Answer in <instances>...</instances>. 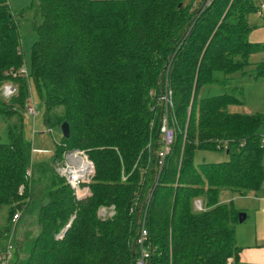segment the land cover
Segmentation results:
<instances>
[{
    "label": "trees",
    "instance_id": "1",
    "mask_svg": "<svg viewBox=\"0 0 264 264\" xmlns=\"http://www.w3.org/2000/svg\"><path fill=\"white\" fill-rule=\"evenodd\" d=\"M37 1L42 21L35 24L31 70L14 77L24 67L20 23L8 0H0V88L16 87L14 95H0V113L16 119L9 140L0 143V207L10 208L1 247L14 215L27 212L43 191L40 233L27 239L22 258L17 244L13 264H135L145 217L147 264H240L239 213L220 193L246 196L263 188L264 113L230 112L229 104L243 102L232 91L204 93L216 82L233 83L232 74L246 73L251 55L264 50L249 39V14L263 3ZM250 76L264 78V60ZM31 85L44 99L47 127L70 125L53 161L35 170L34 148L24 137ZM166 88L173 94L176 141L158 176ZM73 149L96 165L82 199L55 169ZM198 150H223L229 158L196 162ZM112 205L113 216H100Z\"/></svg>",
    "mask_w": 264,
    "mask_h": 264
},
{
    "label": "rangeland",
    "instance_id": "2",
    "mask_svg": "<svg viewBox=\"0 0 264 264\" xmlns=\"http://www.w3.org/2000/svg\"><path fill=\"white\" fill-rule=\"evenodd\" d=\"M8 2L15 18L20 23L19 31L24 67L31 70L33 44L37 39L35 24H39L42 21L39 14L38 1L8 0ZM260 3H264V0H260ZM259 8L261 9V6H259ZM259 10L249 14V23L252 27L249 33V39L250 41L264 44V9H261L263 10V14H260ZM249 60L250 63L245 68V70H247L246 73L242 72V70L233 73L231 77L235 78V80L231 84L216 82L208 86L204 93L205 96L232 91L239 96L243 102L229 104L228 109L230 112L264 113V78L249 77L255 68V64L264 60V50L252 54ZM7 84L13 86V82ZM29 92L30 100L36 108L37 114L33 117L27 113L24 114V137L34 148L32 164L34 169L37 164L52 162L56 155V146L61 147L64 139L61 126L54 125L52 127H47L45 123L46 106L44 104V99L35 85H31ZM25 112L26 110L24 113ZM15 120L16 119L13 117L7 118L0 113V143H5L9 140L8 130L9 127L15 123ZM228 158V153L223 150H198L195 154L196 162H218L225 161ZM92 181L91 178L90 183ZM39 184L43 187V182L40 181ZM22 189H24V185ZM42 192L43 191H40L33 206H31L27 212H21V218L18 222H13V219L11 220V234L7 239L15 240L16 243L19 244L21 258L26 254L25 247H27V239L38 236L41 230V226L37 221V209L42 202L40 201ZM220 200L223 203L231 204L238 213L244 212L247 214L246 220L243 223L237 224L238 245L241 247L248 244L253 245L255 243L264 245V182L263 188L257 194L252 193L246 196L239 195L229 189H223L220 193ZM195 208L199 210L197 207ZM9 209L7 205L0 207V226L2 228L7 227L8 224L10 225ZM241 264L252 263L244 261Z\"/></svg>",
    "mask_w": 264,
    "mask_h": 264
},
{
    "label": "built area",
    "instance_id": "3",
    "mask_svg": "<svg viewBox=\"0 0 264 264\" xmlns=\"http://www.w3.org/2000/svg\"><path fill=\"white\" fill-rule=\"evenodd\" d=\"M211 1V0H208ZM261 9H264V3L261 5ZM259 10L262 14L263 10ZM19 74L29 76V70L26 67L21 68L18 72L13 73L14 77ZM13 85V84H12ZM16 93V87L5 84L0 88V95L10 97ZM161 104L163 107L162 118L160 124V148L158 150V169L157 175L160 176L164 165L168 157L172 152V147L176 141V131L171 123L170 112L173 108L172 91L166 88L164 93L160 96ZM26 113L30 116H35L37 110L33 103L30 102L26 109ZM264 146V139L262 141ZM226 147H224L225 149ZM56 172L71 186L77 199H82L90 194L89 183L90 179L96 174V165L93 159L88 154L80 149L67 150L62 157L56 161ZM32 175V169H29L26 174V178H30ZM23 188V185H22ZM195 207L199 210L203 209V203L201 200L195 201ZM115 206L102 207L99 211L100 216L106 218L113 216L115 213ZM21 218V213L14 215L13 222H18ZM63 235V234H61ZM148 238V229L146 226V217L140 224V232L137 238V242L140 246V252L135 264H147L149 252L146 248V241ZM17 243L15 240H9L8 245L3 248L0 246V264H13L14 257L16 255Z\"/></svg>",
    "mask_w": 264,
    "mask_h": 264
},
{
    "label": "crops",
    "instance_id": "4",
    "mask_svg": "<svg viewBox=\"0 0 264 264\" xmlns=\"http://www.w3.org/2000/svg\"><path fill=\"white\" fill-rule=\"evenodd\" d=\"M249 77H253V76L249 75ZM238 224H240V222ZM236 241L238 244L237 227H236ZM241 248L242 250L240 252V264L243 263L244 261L250 262L252 264H264V245L263 244H258V243H255L253 245L248 244V245H244Z\"/></svg>",
    "mask_w": 264,
    "mask_h": 264
},
{
    "label": "water",
    "instance_id": "5",
    "mask_svg": "<svg viewBox=\"0 0 264 264\" xmlns=\"http://www.w3.org/2000/svg\"><path fill=\"white\" fill-rule=\"evenodd\" d=\"M61 130H62L63 136L65 138H69V136H70V125H69V123L67 121H65V122H63L61 124ZM246 218H247V214L246 213H244V212L243 213H239V222L240 223H243L246 220ZM68 227L64 230L63 233H65L67 231Z\"/></svg>",
    "mask_w": 264,
    "mask_h": 264
}]
</instances>
